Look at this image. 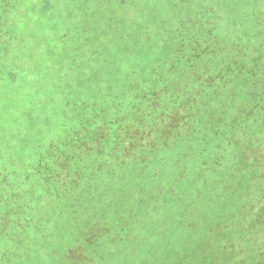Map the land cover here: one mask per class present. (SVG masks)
Listing matches in <instances>:
<instances>
[{
	"label": "trees",
	"instance_id": "16d2710c",
	"mask_svg": "<svg viewBox=\"0 0 264 264\" xmlns=\"http://www.w3.org/2000/svg\"><path fill=\"white\" fill-rule=\"evenodd\" d=\"M88 1L23 0L0 264H264V0Z\"/></svg>",
	"mask_w": 264,
	"mask_h": 264
},
{
	"label": "rangeland",
	"instance_id": "374dc122",
	"mask_svg": "<svg viewBox=\"0 0 264 264\" xmlns=\"http://www.w3.org/2000/svg\"><path fill=\"white\" fill-rule=\"evenodd\" d=\"M119 1L125 3V0ZM88 2L90 5L92 4V0ZM9 3L11 5L16 3L14 12H10ZM101 3L103 8L111 5L114 7L113 11L118 12L119 15L124 12L132 16L135 15V9L123 10L114 1L103 0ZM85 10L86 15L82 19L88 26L90 24L88 16L94 19L93 14L95 12L92 8H86ZM99 17L106 20L103 15ZM56 18L58 21L59 19L61 21L65 20L64 15ZM42 26L43 30L41 32L43 36L46 35L49 28L52 30L51 35H53V29H56L49 22H46L45 19L42 21ZM0 28L4 33V37L0 38V54L3 55L4 52H9L7 55H0L1 167L4 166V163L11 164L17 162L15 159L23 158V0H0ZM51 35L47 36L51 37ZM53 43L55 44L56 40H53ZM57 157L63 158V153ZM63 174L65 176V172Z\"/></svg>",
	"mask_w": 264,
	"mask_h": 264
}]
</instances>
